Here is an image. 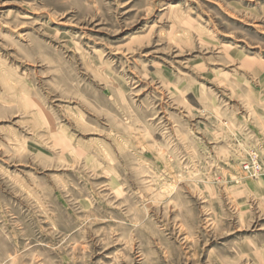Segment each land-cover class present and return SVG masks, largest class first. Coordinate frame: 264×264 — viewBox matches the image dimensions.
<instances>
[{"label":"rangeland","instance_id":"obj_1","mask_svg":"<svg viewBox=\"0 0 264 264\" xmlns=\"http://www.w3.org/2000/svg\"><path fill=\"white\" fill-rule=\"evenodd\" d=\"M0 264H264V0H0Z\"/></svg>","mask_w":264,"mask_h":264}]
</instances>
